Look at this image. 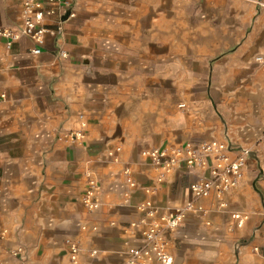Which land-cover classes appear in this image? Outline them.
I'll return each instance as SVG.
<instances>
[{"label": "crops", "instance_id": "obj_1", "mask_svg": "<svg viewBox=\"0 0 264 264\" xmlns=\"http://www.w3.org/2000/svg\"><path fill=\"white\" fill-rule=\"evenodd\" d=\"M21 2L0 0V26L21 25ZM71 2L40 53L0 35V264H68L67 238L80 264H127L142 242L135 204H184L200 172L158 181L142 149L226 135L251 149L239 185L201 199L168 249L173 264H264V0ZM70 130L83 137H60ZM126 165L138 186L124 205ZM89 171L101 201L90 211Z\"/></svg>", "mask_w": 264, "mask_h": 264}, {"label": "built area", "instance_id": "obj_2", "mask_svg": "<svg viewBox=\"0 0 264 264\" xmlns=\"http://www.w3.org/2000/svg\"><path fill=\"white\" fill-rule=\"evenodd\" d=\"M75 14L71 0H22L21 25L15 29L0 26V35L6 38V45L21 36H28L35 41L31 48L32 53H40V45L44 42L47 33L60 32L63 23V15ZM50 22L53 27L49 28ZM65 55L64 52H61ZM257 61L264 67V57L257 55ZM183 105V103H180ZM62 139L78 141L83 137L80 130H70L60 136ZM115 148V156L119 152ZM147 157L152 167L161 169L158 181L164 178V174L178 167L199 169L200 172L191 183L193 199L175 207L158 204L152 199H145L135 204L136 209L143 214L141 218L140 244H129L125 251L127 264H173L174 258L168 249V237L166 232L175 230L190 214L204 213L205 208L201 199L213 194L223 197L231 188L239 185L248 155L249 147L235 144L230 136L223 139L211 138L196 143L180 145H158L143 148L141 151ZM126 188L122 194V203L129 204L131 192L138 186L130 166L123 169ZM98 179L89 171L87 173V189L81 196V203L86 209L93 210L101 205L98 195ZM149 191V189H148ZM221 207L226 206L221 202ZM231 216L237 219V225L242 226L245 215L241 211H231ZM135 224V223H134ZM85 228V227H83ZM68 264H80L81 248L77 240L67 238ZM96 252L90 251V255Z\"/></svg>", "mask_w": 264, "mask_h": 264}, {"label": "water", "instance_id": "obj_3", "mask_svg": "<svg viewBox=\"0 0 264 264\" xmlns=\"http://www.w3.org/2000/svg\"><path fill=\"white\" fill-rule=\"evenodd\" d=\"M68 14H69V12L67 11V13L65 14V16L63 18L66 19Z\"/></svg>", "mask_w": 264, "mask_h": 264}]
</instances>
